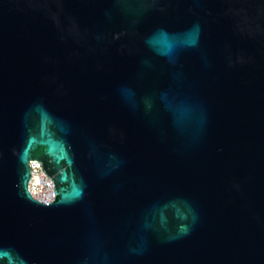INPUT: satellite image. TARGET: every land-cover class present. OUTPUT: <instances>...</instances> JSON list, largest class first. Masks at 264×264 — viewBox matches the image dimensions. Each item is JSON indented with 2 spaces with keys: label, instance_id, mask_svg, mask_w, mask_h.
<instances>
[{
  "label": "water",
  "instance_id": "obj_1",
  "mask_svg": "<svg viewBox=\"0 0 264 264\" xmlns=\"http://www.w3.org/2000/svg\"><path fill=\"white\" fill-rule=\"evenodd\" d=\"M0 264H264V0H0Z\"/></svg>",
  "mask_w": 264,
  "mask_h": 264
},
{
  "label": "clouds",
  "instance_id": "obj_2",
  "mask_svg": "<svg viewBox=\"0 0 264 264\" xmlns=\"http://www.w3.org/2000/svg\"><path fill=\"white\" fill-rule=\"evenodd\" d=\"M70 148L71 145L68 144V150ZM13 152L18 156L21 165L24 167V172L17 183V186H19L22 190L23 196L30 202H35L36 204L45 206L52 204L57 195V192L54 190V180L48 178L47 173L43 171L42 161L40 159L30 158L27 148H25L23 152L19 151L16 148H13ZM63 159H65L69 165L72 163V159L68 156L67 153H65ZM49 163L51 164L52 161H49ZM42 176L44 177L43 185L48 186L51 195L45 196L41 194ZM72 195L75 197L81 195L80 189H75ZM61 200H65V198L62 197Z\"/></svg>",
  "mask_w": 264,
  "mask_h": 264
},
{
  "label": "built area",
  "instance_id": "obj_3",
  "mask_svg": "<svg viewBox=\"0 0 264 264\" xmlns=\"http://www.w3.org/2000/svg\"><path fill=\"white\" fill-rule=\"evenodd\" d=\"M43 179H44V177L42 176L41 177V181H42L41 194L45 195V196L51 195V192L49 191L48 186L47 185H43Z\"/></svg>",
  "mask_w": 264,
  "mask_h": 264
}]
</instances>
